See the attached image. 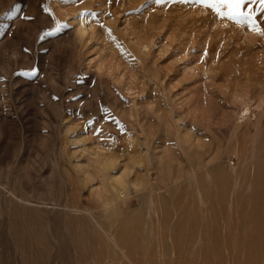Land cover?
Masks as SVG:
<instances>
[{
  "label": "rangeland",
  "instance_id": "rangeland-1",
  "mask_svg": "<svg viewBox=\"0 0 264 264\" xmlns=\"http://www.w3.org/2000/svg\"><path fill=\"white\" fill-rule=\"evenodd\" d=\"M251 7L256 32L195 0H0V264H129L112 238L134 264H264Z\"/></svg>",
  "mask_w": 264,
  "mask_h": 264
},
{
  "label": "snow or ice",
  "instance_id": "snow-or-ice-1",
  "mask_svg": "<svg viewBox=\"0 0 264 264\" xmlns=\"http://www.w3.org/2000/svg\"><path fill=\"white\" fill-rule=\"evenodd\" d=\"M181 2L183 3L184 0H181ZM195 2L202 8L209 9L219 18H226L237 25L247 24L249 30L254 32L258 31L253 18L251 0H195ZM155 3L160 4L161 0H155ZM259 3L264 5V0H259ZM246 8L248 9L247 11H245ZM4 19H8V16H5ZM0 26L6 29L10 27L9 24H3ZM260 34H264V32ZM31 74L35 75L36 71L34 70Z\"/></svg>",
  "mask_w": 264,
  "mask_h": 264
},
{
  "label": "bare ground",
  "instance_id": "bare-ground-1",
  "mask_svg": "<svg viewBox=\"0 0 264 264\" xmlns=\"http://www.w3.org/2000/svg\"><path fill=\"white\" fill-rule=\"evenodd\" d=\"M92 22L90 20V18L85 15V13H81L80 15V18L76 21V27H75V36H77L78 38H83V36L85 35L86 31L91 29L92 27ZM248 112V110H246V113ZM243 114V113H242ZM246 115V114H245ZM240 116V115H239ZM243 116V115H242ZM253 141V140H252ZM163 145V144H162ZM158 164V163H157ZM150 178V177H149ZM148 178V179H149ZM151 182V181H150ZM172 182V181H171ZM152 183V182H151ZM110 184H111V187L113 188V190L115 191L117 197L121 200V196L124 195V187H123V183H121V181L119 180V178L116 176V174L113 176V178L111 179L110 181ZM164 184V183H163ZM116 197V198H117ZM111 205V204H110ZM150 205V204H149ZM106 211V210H105ZM104 211V213H105ZM154 213V212H153ZM91 214V213H90ZM93 216V215H92ZM90 216V217H92ZM93 218V217H92ZM95 218V217H94ZM148 219V218H147ZM148 225V224H147ZM99 226V225H98ZM102 228V227H101ZM148 229V228H147ZM102 230V229H101ZM109 231V230H108ZM105 232V231H104ZM110 232H107L108 234L106 235V232H105V235L106 236H109L111 238L112 235H110ZM108 237V238H109ZM114 239V240H113ZM117 241V240H116ZM115 241V238H112V241L113 244H114V248L120 252V255H122L127 261V263L129 264H134L130 259L129 257L127 256V254L124 252L123 248L119 245H117L118 242ZM112 244V245H113ZM118 252V253H119ZM121 256V257H122Z\"/></svg>",
  "mask_w": 264,
  "mask_h": 264
}]
</instances>
